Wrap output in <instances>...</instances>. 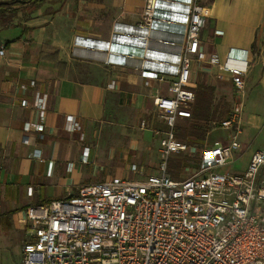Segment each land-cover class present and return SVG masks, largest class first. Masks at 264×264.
<instances>
[{
    "label": "built area",
    "instance_id": "built-area-1",
    "mask_svg": "<svg viewBox=\"0 0 264 264\" xmlns=\"http://www.w3.org/2000/svg\"><path fill=\"white\" fill-rule=\"evenodd\" d=\"M203 16L198 0H144L140 23H116L111 40L87 44L106 63L138 68L145 84L167 82V95L156 89L152 96L164 130L139 123L159 137L158 171L140 180L113 177L83 184L72 195L27 207L21 264H264V180L259 179L264 149L251 154L243 171H220L241 148L248 52L231 48L220 60L200 51ZM165 30L176 36H163ZM4 52L1 44L0 57ZM192 56L226 72L235 95L217 124L223 141L203 147L189 176L173 178L168 158L192 150L175 134L177 124L191 118L195 100L187 86ZM46 104L47 95L36 93L32 106L38 121L26 122L25 131L42 133ZM67 120L71 131L80 128L72 116ZM88 149L83 148L84 161ZM131 169L138 171L135 165Z\"/></svg>",
    "mask_w": 264,
    "mask_h": 264
},
{
    "label": "crops",
    "instance_id": "crops-1",
    "mask_svg": "<svg viewBox=\"0 0 264 264\" xmlns=\"http://www.w3.org/2000/svg\"><path fill=\"white\" fill-rule=\"evenodd\" d=\"M198 3L204 15L200 51L207 56L216 54L220 60L231 48L248 52L240 137L243 150L253 130V138L264 132V0ZM143 6L144 0H33L11 18L0 20V45L5 48L0 57V247L7 249L6 264L16 257L19 246L21 257V247L28 239L22 222L27 207L67 197L83 184L99 182L93 180L130 179L121 172L128 151L132 157L137 153L148 166L156 165L142 148L138 151L139 141L132 138L140 132L133 129L138 125L142 130L139 123L146 117H150L146 122L158 127L152 96L156 89L167 95V82L148 79L145 84L147 78L138 68L106 63L96 48L87 47L111 40L116 23L136 26ZM165 33V37L176 36L172 30ZM154 48L169 55L174 52L170 47ZM206 78L228 85L232 104L235 92L230 76L192 56L187 86L195 92L205 86L201 81ZM36 93L47 95L41 134L24 130L26 122L38 121L32 106ZM22 100L29 105H22ZM67 116L80 128L71 131ZM85 147L89 148L86 161L82 157ZM155 153L157 168L159 146ZM102 165L118 171L114 175H102V171L98 176L96 167ZM259 179L264 180V168Z\"/></svg>",
    "mask_w": 264,
    "mask_h": 264
},
{
    "label": "rangeland",
    "instance_id": "rangeland-1",
    "mask_svg": "<svg viewBox=\"0 0 264 264\" xmlns=\"http://www.w3.org/2000/svg\"><path fill=\"white\" fill-rule=\"evenodd\" d=\"M201 82L202 84L205 83V86L212 88L209 111L206 112V118H205L206 120L202 121V123H204L205 121L207 122L206 131L204 132V136H203L204 138L202 141L201 140L196 141L195 145H190L192 150L188 151V154H186V156H179L181 160H185L183 167L182 168L180 167V172H179L180 174L179 177H183V178L189 176L192 173V171L198 167L199 156L201 150L205 145L212 144L215 141H220V142L223 141L222 135L224 133L218 128L217 124L223 118V114L228 113L231 107L232 89L228 85H218L217 82H215L213 79L211 80L208 78H206L204 82L203 81ZM149 120L150 117L149 118L146 117V121ZM188 121L189 119L181 120L176 126L175 134L176 131H178L177 128L179 127L183 129L185 126L188 125ZM157 125L160 129L164 130V125L162 122L159 121ZM181 129L179 131H181ZM133 130L136 132L138 131L140 132V135L135 134L132 138L133 141H139L138 151H140V148H142V150L145 151V155L147 156V158L148 159L152 158L157 165L155 150L159 146V137L153 135L151 129L139 130L138 125H135ZM255 134L256 131L253 130L250 136L251 142L248 143L247 148L243 150L240 148V150L233 155L232 159H230L226 167L222 168L220 171H223L224 169H228L233 172H241L246 168V165L248 164L252 151H254L256 148H264V132L257 134V136L253 138ZM127 154L129 155L128 161H123L121 163L119 159L117 158L114 159V161L122 164L121 172L125 174L126 173L129 174L126 177H129L130 179H134V180H140L143 178V176L157 173L158 170L155 167L156 165L148 166L147 162L140 161L141 159H139L137 153H135L134 157H132V153H130L129 151ZM174 157L175 156H170L168 158V165H169L168 170L170 174H171V169H175V168H170L174 164L173 162ZM132 164L138 167H141V165H143L144 167L137 168L138 171H133L131 169ZM96 170L97 173H99L98 176L101 175L102 171H103L102 175L105 173L114 175L118 171V169L116 168H110V167L104 168V165L100 167L97 166ZM100 180H93V181H100ZM7 261H8L7 249L0 247V264H6ZM9 264H20V246L17 251L16 257L12 256Z\"/></svg>",
    "mask_w": 264,
    "mask_h": 264
},
{
    "label": "trees",
    "instance_id": "trees-1",
    "mask_svg": "<svg viewBox=\"0 0 264 264\" xmlns=\"http://www.w3.org/2000/svg\"><path fill=\"white\" fill-rule=\"evenodd\" d=\"M33 0H10V1H1L0 0V20L4 16L11 18L19 8H21L25 3ZM195 102L192 106L191 118H189L188 125L183 129L177 128L176 137L180 140H184L189 145H195L196 141H202L204 132L206 131V112L209 111L210 107V98L212 95V88L207 86H198L195 89ZM227 113L223 114V117H226ZM181 129V131H179ZM185 160H181L179 156L173 158V166L171 169V176L173 178H179L180 167H183Z\"/></svg>",
    "mask_w": 264,
    "mask_h": 264
}]
</instances>
